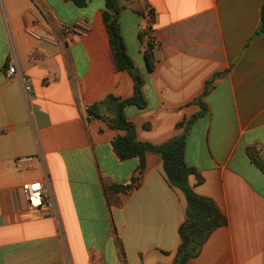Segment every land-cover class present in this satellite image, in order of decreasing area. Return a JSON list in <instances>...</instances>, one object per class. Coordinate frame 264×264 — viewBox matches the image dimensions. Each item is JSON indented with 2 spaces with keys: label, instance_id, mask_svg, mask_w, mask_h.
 Masks as SVG:
<instances>
[{
  "label": "crops",
  "instance_id": "0c3cea01",
  "mask_svg": "<svg viewBox=\"0 0 264 264\" xmlns=\"http://www.w3.org/2000/svg\"><path fill=\"white\" fill-rule=\"evenodd\" d=\"M118 23L144 109L123 108L137 140L159 145L199 111L185 146L189 184L226 218L185 264H264V175L246 149L264 156V0H117ZM148 6L150 20L145 12ZM105 0H0V264H177L184 194L168 184L161 158L120 161L123 133L87 108L133 96L115 69L103 23ZM78 22L90 31H68ZM150 46V47H149ZM154 59L150 70L145 53ZM13 62L19 75L7 78ZM20 75L31 82L29 100ZM105 115L102 117L104 118ZM38 156L17 172L14 160ZM49 178L56 213L20 209L17 188ZM133 179H136L133 181ZM105 184L132 186L110 206Z\"/></svg>",
  "mask_w": 264,
  "mask_h": 264
},
{
  "label": "trees",
  "instance_id": "16d2710c",
  "mask_svg": "<svg viewBox=\"0 0 264 264\" xmlns=\"http://www.w3.org/2000/svg\"><path fill=\"white\" fill-rule=\"evenodd\" d=\"M67 1L72 2L76 8H83L87 2V0ZM118 10L117 0H105L103 23L108 34L114 67L119 71L123 69V71H127L132 76L134 93L131 98L126 100H119L109 96L104 101L88 107L87 120L92 118L103 119L109 127L123 133L117 136L111 144L113 151L120 161L137 157L139 159L137 171L139 175L144 171V157L147 153L156 154L161 158L168 184L173 188L179 189L185 197V222L178 229L181 243L176 255L177 264H185L189 258L198 252L199 247L208 235L227 222L215 203L208 198L200 196L194 190V187L189 184L188 177L191 175L196 177L197 182L201 183L202 179L198 175L197 170L189 166L185 161L187 136L196 120L203 118L208 113V108L204 104L203 99L211 91L212 83L208 82L204 93L195 100V103L199 106V111L176 126L178 129H182L181 134L173 136L159 145L138 141L136 128L133 123L125 119L123 108L133 105L138 109H144L146 103L141 92L142 79L137 74L134 65H132V60L126 53L118 23ZM261 22L264 23V9H262ZM261 34H264V26H260L255 33L257 36ZM145 55L148 67L151 70L154 59L148 51ZM104 115L105 117L102 118ZM246 154L254 167L264 175V156H262L261 147L255 145L248 147ZM103 189L109 207L120 206L119 194L129 192L132 186L105 184Z\"/></svg>",
  "mask_w": 264,
  "mask_h": 264
},
{
  "label": "built area",
  "instance_id": "2783aa9c",
  "mask_svg": "<svg viewBox=\"0 0 264 264\" xmlns=\"http://www.w3.org/2000/svg\"><path fill=\"white\" fill-rule=\"evenodd\" d=\"M148 19L152 18L151 11L148 6L145 7ZM90 31L87 23L78 22L68 32L79 36H85ZM5 75L7 78H13L19 75L13 62H8L5 66ZM21 89L24 96L29 100L31 95V82L25 76L20 75ZM36 160H40L38 156H23L14 160L13 169L17 172L22 169L28 170L33 167ZM20 203V209L48 211L52 215L56 213V206L52 197V191L49 184V178L45 175L41 180L25 182L17 188V195Z\"/></svg>",
  "mask_w": 264,
  "mask_h": 264
}]
</instances>
